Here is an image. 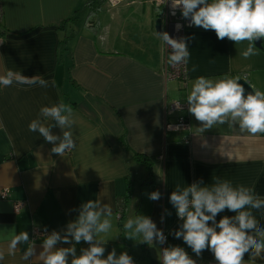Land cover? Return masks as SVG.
Listing matches in <instances>:
<instances>
[{
  "label": "crops",
  "instance_id": "0c3cea01",
  "mask_svg": "<svg viewBox=\"0 0 264 264\" xmlns=\"http://www.w3.org/2000/svg\"><path fill=\"white\" fill-rule=\"evenodd\" d=\"M0 1V75L14 70L49 82L47 88L0 86V189H10L9 198L0 199L2 264H28L22 259L27 245L8 255L15 234L31 236L33 227L62 233L78 215L72 210L95 199L113 209L111 229L100 234L108 240L105 257L115 248L117 254L128 252L135 264H160V249L179 245L198 264H217L211 251L197 257L171 234L182 221L169 196L176 184L210 185L220 177L252 186L264 198V133H240L226 125L198 133L200 124L185 100L198 76L247 75L264 91V39L255 43L258 54L245 59L246 41L235 44L217 39L212 30L187 29L186 79H167L164 46L154 28L159 8L151 0H124L113 8L106 0ZM71 17L74 21L66 20ZM176 101L184 102L183 111L170 110ZM60 102L73 107L76 119L77 146L63 157L28 130L33 119L43 120L41 107ZM181 116L186 128H168ZM52 131L62 134L58 127ZM156 190L161 199L152 201L148 194ZM13 200L24 201L18 212ZM138 213L151 217L166 235L165 244L125 237L124 223ZM254 214L264 226V215ZM225 215L234 213L225 210L217 221ZM44 238L34 240L37 254ZM86 247L76 245L77 254ZM31 264L39 261L33 258Z\"/></svg>",
  "mask_w": 264,
  "mask_h": 264
},
{
  "label": "clouds",
  "instance_id": "9594fccd",
  "mask_svg": "<svg viewBox=\"0 0 264 264\" xmlns=\"http://www.w3.org/2000/svg\"><path fill=\"white\" fill-rule=\"evenodd\" d=\"M167 2L157 0L158 6ZM170 8L172 16L179 9L182 17L189 21V27L212 30L217 39L227 38L235 44L246 41L247 47L241 52L243 58L258 54L255 41L264 39V0H171ZM175 27L179 31L182 25L177 23ZM155 35L168 50L169 65L176 67L188 64V40L191 37L173 38L166 31L155 32ZM241 79L253 91L245 94V87L239 83ZM14 84L42 88L49 86L47 80L37 75L29 77L14 70L0 75V86L11 87ZM185 102L188 113L200 124L196 127L198 133L224 125L230 129L238 128L240 133H264V91L250 84L247 75L198 76L191 81ZM183 103L176 101L173 104L177 110L183 111ZM39 117L43 120L33 119L28 130L38 133L45 142L52 144L51 153L63 157L66 152L76 148V119L70 104L60 102L43 106L39 110ZM55 127L62 134H54L52 129ZM148 198L158 201L161 193L152 191ZM169 202L182 221L171 234L176 239L182 238L195 256L201 257L205 250H209L217 264H257L258 260H264V226L254 214L259 211L264 215V198L255 192L254 187L234 185L232 181L220 177H216L210 185L204 184L203 180L186 186L176 184ZM225 210L234 215L222 216L217 221V216ZM72 211H77L78 215L67 222L62 233L45 231L42 250L38 254L29 232L22 231L9 241L8 255H15L19 246L27 245L22 259L28 264L33 258L39 264H135L128 252L117 254L115 248L105 257L108 240L101 238L100 234L107 233L112 227L113 209L109 204L99 199L88 200ZM165 212L171 215L167 210ZM123 228L126 238L132 240L139 237L137 243L155 246L163 245L167 240L151 217L144 214L138 213L134 218H128ZM81 242L88 247L81 248L77 254L76 245ZM157 258L160 264H198L179 245L161 248ZM4 259L5 253L0 251V264Z\"/></svg>",
  "mask_w": 264,
  "mask_h": 264
},
{
  "label": "built area",
  "instance_id": "2783aa9c",
  "mask_svg": "<svg viewBox=\"0 0 264 264\" xmlns=\"http://www.w3.org/2000/svg\"><path fill=\"white\" fill-rule=\"evenodd\" d=\"M124 0H106V4L108 7H115L117 6L120 2ZM152 4L155 5L157 8H159V18L161 19V24H162V29L163 31H166L169 33L170 36L173 38H179V37H184V33L187 29L191 28H196L195 26L189 27V21L185 20L179 9H177L176 15L172 16L171 15V0H168L166 4L163 5V3H160L158 6L157 0H151ZM2 15H3V9H2V4L0 1V23L2 21ZM179 23L182 25V28L177 31L176 29V24ZM1 41V38H0ZM164 46V45H163ZM164 61H165V68H164V75L167 79H179V80H185L187 76V71H186V65H179L176 67H173L168 64L167 62V52L168 50L164 46ZM183 108H185L184 105H182ZM176 107L172 103L170 105V110H175ZM179 126V128H177ZM188 126V123L185 119V117L181 116L177 119V122L174 124H168V128H174V129H184ZM10 195V189L8 187H2L0 189V199L1 200H6L9 198ZM24 206V201H19V200H13L12 201V207L15 212H18L21 208ZM45 231H47L45 228H38V227H33L32 232H31V237L33 240H35L38 237L44 236ZM166 236V235H165Z\"/></svg>",
  "mask_w": 264,
  "mask_h": 264
},
{
  "label": "water",
  "instance_id": "95a60500",
  "mask_svg": "<svg viewBox=\"0 0 264 264\" xmlns=\"http://www.w3.org/2000/svg\"><path fill=\"white\" fill-rule=\"evenodd\" d=\"M154 28H155V31L157 33L161 32V19L160 18H156V20L154 22ZM261 41H262V39L255 41L256 45L260 46V42ZM239 83L243 84V86L245 87V89H246V93L245 94H247V92L253 91L251 86L247 82H245L243 79H241L239 81Z\"/></svg>",
  "mask_w": 264,
  "mask_h": 264
},
{
  "label": "trees",
  "instance_id": "16d2710c",
  "mask_svg": "<svg viewBox=\"0 0 264 264\" xmlns=\"http://www.w3.org/2000/svg\"><path fill=\"white\" fill-rule=\"evenodd\" d=\"M100 3L102 4V3H104L103 1H100ZM66 20H72V21H74V19H73V17H71V18H67ZM129 197V187H128V191H127V193H126V196H125V200L127 199Z\"/></svg>",
  "mask_w": 264,
  "mask_h": 264
}]
</instances>
